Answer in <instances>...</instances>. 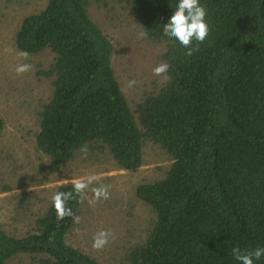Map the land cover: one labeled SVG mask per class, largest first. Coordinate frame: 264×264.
<instances>
[{"label": "trees", "instance_id": "obj_1", "mask_svg": "<svg viewBox=\"0 0 264 264\" xmlns=\"http://www.w3.org/2000/svg\"><path fill=\"white\" fill-rule=\"evenodd\" d=\"M116 1L152 42L165 45L162 61L170 65L165 83L135 110L90 0H48L16 31L22 52L53 54L41 71L52 94L40 106L36 134L47 173L62 171L82 146L136 171L150 139L172 162L163 177L137 188L154 216L121 264H239L234 247H264V0H200L210 34L191 56L163 34L179 0ZM4 128L0 115V134ZM71 190L72 182L56 187ZM80 205L69 202L75 215ZM34 222L21 237L0 223V264L21 253L37 264H99L67 241L73 221L58 222L53 202Z\"/></svg>", "mask_w": 264, "mask_h": 264}, {"label": "rangeland", "instance_id": "obj_2", "mask_svg": "<svg viewBox=\"0 0 264 264\" xmlns=\"http://www.w3.org/2000/svg\"><path fill=\"white\" fill-rule=\"evenodd\" d=\"M48 0H0V115L5 121L0 134V223L12 235L21 237L35 226V218L46 210L56 187L74 179L95 175L109 186L110 199L94 205L88 197L79 206L67 241L94 257L99 264H121L128 250L146 236L154 214L136 194L137 188L165 175L172 160L150 139L143 147V163L136 171L122 169L109 155L79 152L59 173L49 174L48 157L38 150V111L52 94V85L42 70H48L53 54L49 49L29 55L18 54L15 34L22 20L43 9ZM89 14L111 38L115 47L113 66L125 96L135 110L137 103L155 92L166 79L153 69L163 63L164 44L152 42L116 0H90ZM145 33V32H144ZM5 49L10 51L5 52ZM31 64L30 72L17 75L18 64ZM135 80L133 87L128 83ZM96 186V185H93ZM100 230L114 233V239L100 251L92 247ZM32 255L21 253L7 264H37Z\"/></svg>", "mask_w": 264, "mask_h": 264}, {"label": "clouds", "instance_id": "obj_3", "mask_svg": "<svg viewBox=\"0 0 264 264\" xmlns=\"http://www.w3.org/2000/svg\"><path fill=\"white\" fill-rule=\"evenodd\" d=\"M207 9L201 5L200 0H179L178 5L167 24L163 25V34L170 38H175L182 46L188 49L186 55L191 56L194 52L199 51V45L203 43L210 34V26L206 21ZM146 33L141 32L140 37L143 38ZM193 41L196 42L193 47ZM10 49H5V52ZM23 59L29 58V53L24 51L18 54ZM32 65L28 63L18 64L15 68L17 75H21L32 70ZM170 68L167 63H161L153 69L155 76L165 75ZM135 80L128 83V87H133ZM81 152L87 153L86 146L80 148ZM96 185V186H93ZM89 190L92 197L88 199L90 205L101 200L110 199L109 186L99 182L95 175L87 178L74 179L72 181V190L68 192H56L52 197V202L57 214V221L62 222L66 217L71 218L73 223L79 224L81 217L75 215L73 209L69 206V202L79 200L81 203L88 197ZM114 239V233L109 230H100L93 237L92 247L94 250H103L110 240ZM232 255L239 264H254L256 260L264 257V247H257L252 251H242L238 246L232 249Z\"/></svg>", "mask_w": 264, "mask_h": 264}]
</instances>
